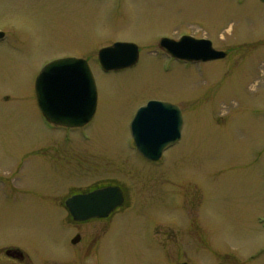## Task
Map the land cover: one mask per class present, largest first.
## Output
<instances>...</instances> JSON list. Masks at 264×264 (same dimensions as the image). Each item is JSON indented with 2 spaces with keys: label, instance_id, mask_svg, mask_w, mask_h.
<instances>
[{
  "label": "rangeland",
  "instance_id": "1",
  "mask_svg": "<svg viewBox=\"0 0 264 264\" xmlns=\"http://www.w3.org/2000/svg\"><path fill=\"white\" fill-rule=\"evenodd\" d=\"M0 30V241L63 251L47 238H62L60 199L115 183L125 205L94 223L81 264H264V0H0ZM183 34L225 56L186 63L158 49ZM115 41L137 44L138 61L104 72L97 51ZM70 54L91 66L96 110L84 127H53L33 82ZM148 99L184 116L156 162L129 134Z\"/></svg>",
  "mask_w": 264,
  "mask_h": 264
},
{
  "label": "water",
  "instance_id": "2",
  "mask_svg": "<svg viewBox=\"0 0 264 264\" xmlns=\"http://www.w3.org/2000/svg\"><path fill=\"white\" fill-rule=\"evenodd\" d=\"M3 36L0 31V38ZM158 46L184 62L210 61L225 56L224 51L212 47L210 40L189 35L177 39L160 38ZM97 58L102 70H118L136 63L138 48L132 42L118 41L99 49ZM34 95L42 116L60 126H83L96 108L94 76L83 58L63 57L44 64L34 81ZM181 128L179 107L159 100H149L140 106L129 125L137 152L148 161L158 160L163 151L180 138ZM122 203L123 193L117 185L76 194L65 200L68 212L78 220L106 217Z\"/></svg>",
  "mask_w": 264,
  "mask_h": 264
},
{
  "label": "flooded vegetation",
  "instance_id": "3",
  "mask_svg": "<svg viewBox=\"0 0 264 264\" xmlns=\"http://www.w3.org/2000/svg\"><path fill=\"white\" fill-rule=\"evenodd\" d=\"M195 38H201V37H195ZM64 56L81 57L78 55L76 56L71 54ZM178 107L181 111L182 122H184L182 108L180 106ZM48 124L53 127H57L50 123ZM181 135H182V130H181ZM181 135H180V139H181ZM108 185H118V184L115 183L95 184L92 187H87L69 193L68 195L60 199L61 200L60 204H58L59 208L62 209L63 211L65 210V213L64 212L60 213V215L57 216L56 222L61 227V232L63 235L61 240H59L55 234H51L50 235L51 237L48 236L47 238L49 239V242L56 243L58 246H60L61 249H63V251L60 250L59 251L60 253L59 252L56 253L55 248L51 247V245H50L51 248H49V250H46L43 247V244L40 243L39 245L35 243V247L28 246L24 244L22 241H18L17 239L0 241V264H81V257H83L84 255L85 256L89 255L94 251L93 249L96 244L95 242L98 239L97 236H100L99 234L100 232H97L94 223L103 222L102 227L101 228L99 227L98 230L105 229L104 225L106 224V221H109L110 218H112L119 209L124 207L125 193L123 188L120 185H118L121 188L124 195V201L122 205L115 208L106 217H92L83 220L74 219V217L68 212V209L65 205V200H67L73 195L80 193H87L94 189L105 187ZM41 200H48V199L41 198ZM81 242H83L82 245H80ZM176 263H188V262L179 260V261H174L173 263L170 264H176Z\"/></svg>",
  "mask_w": 264,
  "mask_h": 264
}]
</instances>
